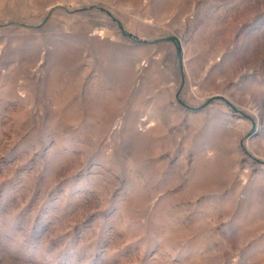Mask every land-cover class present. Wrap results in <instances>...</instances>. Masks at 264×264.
<instances>
[{"label":"rangeland","instance_id":"obj_1","mask_svg":"<svg viewBox=\"0 0 264 264\" xmlns=\"http://www.w3.org/2000/svg\"><path fill=\"white\" fill-rule=\"evenodd\" d=\"M0 264H264V0H0Z\"/></svg>","mask_w":264,"mask_h":264}]
</instances>
